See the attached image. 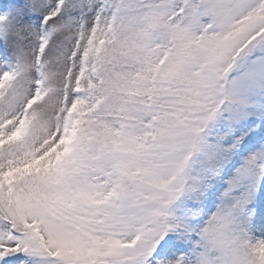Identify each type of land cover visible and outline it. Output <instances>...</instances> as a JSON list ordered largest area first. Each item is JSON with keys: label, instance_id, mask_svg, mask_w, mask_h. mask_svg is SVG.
Here are the masks:
<instances>
[{"label": "snow or ice", "instance_id": "snow-or-ice-1", "mask_svg": "<svg viewBox=\"0 0 264 264\" xmlns=\"http://www.w3.org/2000/svg\"><path fill=\"white\" fill-rule=\"evenodd\" d=\"M0 264H264V0H0Z\"/></svg>", "mask_w": 264, "mask_h": 264}]
</instances>
